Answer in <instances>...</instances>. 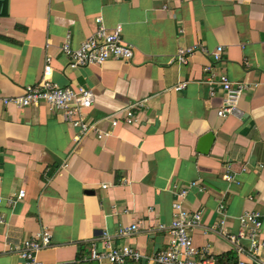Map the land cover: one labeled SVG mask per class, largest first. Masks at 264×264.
Returning a JSON list of instances; mask_svg holds the SVG:
<instances>
[{
  "label": "crops",
  "instance_id": "0c3cea01",
  "mask_svg": "<svg viewBox=\"0 0 264 264\" xmlns=\"http://www.w3.org/2000/svg\"><path fill=\"white\" fill-rule=\"evenodd\" d=\"M98 17L109 29L123 27L133 59L70 68L62 51L66 36L79 48L96 31ZM194 44L210 51L223 46L222 61L199 52L184 65L172 61ZM46 54L54 83L94 91L91 122L120 119L116 127L101 124L107 137L91 134L77 142L79 131L46 104L3 103L42 80ZM208 65L247 82L239 115L218 116L224 94L219 87L210 94ZM181 82L187 88L176 91ZM138 102H145L138 122L125 124L121 112ZM210 133L209 153L198 152ZM226 173L234 181H226ZM0 175L6 217L0 264H23L10 249L45 230L52 242L38 253L43 264L85 262L92 242L105 236L153 256L168 245L160 226L171 225L181 190L188 191L186 208L202 213L192 232L195 247L206 248L208 258L228 255L224 261L235 264L240 257L218 231L220 206L229 233L239 232L246 211H259L264 220V0L0 1ZM20 190L24 199L8 205ZM133 224L137 232L120 236Z\"/></svg>",
  "mask_w": 264,
  "mask_h": 264
},
{
  "label": "built area",
  "instance_id": "2783aa9c",
  "mask_svg": "<svg viewBox=\"0 0 264 264\" xmlns=\"http://www.w3.org/2000/svg\"><path fill=\"white\" fill-rule=\"evenodd\" d=\"M97 29L92 36L81 43L79 48H73L71 36L68 35L62 46V51L69 59L70 68L76 69L91 65H101L110 59H121L131 61L134 57V46L123 40V27L116 26L109 29L105 26L103 18L96 19ZM49 47V44L46 48ZM211 55L216 63L222 61L224 52L223 46H218L214 51H210L203 44H194L180 48L172 61L179 65L187 63L188 59L195 53ZM52 56L46 54V64L43 72V78L40 82L29 85L20 96H11L3 98L5 105H14L17 108L39 107L46 104L50 110L59 114L63 122L76 128L79 134L76 141L88 135H95L99 140L104 139L110 134V131L103 130L101 124L109 122L111 127H116L120 119L116 116H108L100 121L91 122L89 110L96 101V95L90 88L79 86L61 87L53 82ZM207 73L206 84L210 88V94L214 95L216 88L219 87L224 94V106L218 111V116L225 118L229 115H239L238 104L248 88L247 82H235L225 73L217 71L214 65L205 67ZM187 82H181L176 87V91L187 88ZM145 107V102H138L129 106L121 112L123 121L127 125H134L138 122L137 110ZM67 167V164L64 166ZM228 182L234 181V176L230 173L224 175ZM193 186L196 183L192 184ZM2 186V176L0 175V189ZM105 187V186H104ZM188 194L187 190H181L178 193L179 199L173 204V219L171 225L166 228L169 234V242L165 249L155 255L142 254L138 249L131 245L117 246L110 236L103 237L100 241H93L90 249L89 259L85 262L97 261L100 264H221L218 259L208 258V250L198 249L194 245L192 232L201 226L202 213L189 211L184 205V199ZM25 190L10 196L6 202L14 206L17 202L24 199ZM4 203L0 195V224L6 223V217L2 210ZM223 215L218 224V231L221 235L227 237L233 244L236 254L240 257L235 264H249L244 256H249L252 264H264V257L261 252L264 251V239L262 238L264 220L259 211H246L239 216L241 229L238 233H229L227 230V211L224 205L219 208ZM137 224L122 228L120 236H126L137 232ZM52 235L49 231L25 239L19 245L10 249L16 254L23 264H43L38 259V253L51 245Z\"/></svg>",
  "mask_w": 264,
  "mask_h": 264
},
{
  "label": "water",
  "instance_id": "95a60500",
  "mask_svg": "<svg viewBox=\"0 0 264 264\" xmlns=\"http://www.w3.org/2000/svg\"><path fill=\"white\" fill-rule=\"evenodd\" d=\"M0 1H4V0H0ZM214 140H215V135L213 133H210L204 136L200 141L198 152L203 153V154L209 153L212 147V144L214 143ZM76 264H100V263L97 261H93V262H80ZM136 264H140V263H136Z\"/></svg>",
  "mask_w": 264,
  "mask_h": 264
},
{
  "label": "trees",
  "instance_id": "16d2710c",
  "mask_svg": "<svg viewBox=\"0 0 264 264\" xmlns=\"http://www.w3.org/2000/svg\"><path fill=\"white\" fill-rule=\"evenodd\" d=\"M225 258H228V255H227V256H224V257H221V259L219 260V262H220L221 264H229L230 262H225V261H224Z\"/></svg>",
  "mask_w": 264,
  "mask_h": 264
}]
</instances>
